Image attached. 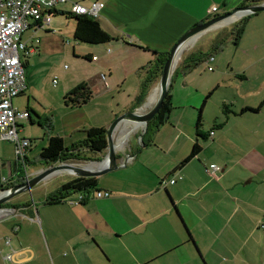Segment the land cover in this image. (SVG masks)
<instances>
[{"label": "crops", "instance_id": "0c3cea01", "mask_svg": "<svg viewBox=\"0 0 264 264\" xmlns=\"http://www.w3.org/2000/svg\"><path fill=\"white\" fill-rule=\"evenodd\" d=\"M94 1L103 4L97 19L103 30L115 38L110 43L71 42L69 37L73 38L75 29L71 3L57 6L48 26L36 31L30 28L22 34L33 52L20 55L26 88L12 104L30 114L21 122L19 136L32 141L27 154L31 173L43 168L39 154L51 136L62 138L64 147L71 149L85 138L86 130L107 131L121 114L151 108L158 86V80L153 81L152 52L159 53V49L147 42L149 37L166 40L171 47L193 26L230 11L231 4L239 7L243 0H223V8L216 6L214 13L210 12L215 5L211 2L204 12L192 13L188 8L194 0H70L84 6ZM170 11L175 15L171 20L165 15ZM260 27H264V13L244 18L242 32L235 40L231 36L232 42L240 46L246 31L256 34ZM227 28V23H220L183 50L170 80L171 109L167 120L149 133L148 129L142 133L135 127L124 145L123 132L130 128L129 124L115 131L118 168L94 177L96 190L109 192V198L98 199L93 192L85 203L72 206L65 199H75L77 194L70 192L59 203L48 204L47 199L62 185L78 178L58 173L33 188L29 200L20 201L27 196L24 193L6 202L8 207H1L11 211L1 218H6L9 225L4 224L0 234L5 242L1 244L5 256L0 255V264H33L38 253L47 264H264V142L255 131L241 128L235 132L229 126L231 118L237 121L262 113L264 97L254 105L233 106L236 114L244 107L260 110L230 115L222 128L209 134L202 151L180 165L195 142L194 122L200 101L205 97L203 109L215 91L231 88L238 94L244 92L245 82L252 80L242 65L238 69H211L207 86L194 81L197 65L186 60L199 54L206 55L203 61L212 59L208 47ZM208 33L211 35L207 42L196 46ZM35 39L39 40L37 44ZM252 46L248 50L257 51L260 45L253 41ZM80 58L88 66L80 63ZM65 60L75 62L66 68ZM257 64L250 62L249 67ZM80 83L88 84L92 98L79 107L65 105L64 96ZM250 94L262 93H246ZM214 120L219 122L220 115L210 126ZM230 134L235 140L230 141ZM241 136L250 142H243ZM5 147L0 143V189L8 183H21V166L15 160L14 147ZM104 155L105 152L85 153L86 159L81 162L89 161L90 168H99L98 163L87 159H101ZM209 164L218 166L212 176L205 173ZM178 176L182 179L166 188L159 187L161 180ZM2 178L7 179V184H2ZM23 226L28 227L38 252L21 246L18 233ZM10 232L18 245H11L14 242ZM10 254L12 259L6 260Z\"/></svg>", "mask_w": 264, "mask_h": 264}, {"label": "built area", "instance_id": "2783aa9c", "mask_svg": "<svg viewBox=\"0 0 264 264\" xmlns=\"http://www.w3.org/2000/svg\"><path fill=\"white\" fill-rule=\"evenodd\" d=\"M67 3H71V15H85L91 18H97L103 7V4L98 1L84 6L77 2H70V0H0V140L13 145L15 160L23 170L22 182L40 171L37 170L34 173L28 171L26 160L32 141L19 136L20 124L29 119L30 114L27 110H19L12 104V100L22 94L26 88L25 71L20 55L33 52V49H28L22 40V34L30 28L36 31L38 28L48 26L55 8ZM216 11L217 7L212 6L211 12ZM35 42L37 44L39 40L35 39ZM53 84H56V80ZM130 159L129 156L127 161ZM217 170L216 164H209L205 167V173L208 176L214 175ZM178 179L182 177L165 178L159 182V187L166 188L168 184L172 185ZM1 182L7 184V179L2 178ZM95 193L98 199L111 196L109 192L97 191ZM76 194L75 199L66 198L65 202L72 206L80 205L87 195L78 192ZM90 195L87 198H90ZM10 211L8 208L0 207V219ZM11 259L12 254L6 256V260Z\"/></svg>", "mask_w": 264, "mask_h": 264}, {"label": "trees", "instance_id": "16d2710c", "mask_svg": "<svg viewBox=\"0 0 264 264\" xmlns=\"http://www.w3.org/2000/svg\"><path fill=\"white\" fill-rule=\"evenodd\" d=\"M264 0H243L240 4V6H247V5H254L259 4ZM239 6V7H240ZM55 13L53 12V15ZM75 16V29L73 34V39L80 43L85 44H91V45H99V44H107L111 41H114L115 38L110 36L106 31L103 30V28L100 25V21L97 18H91L85 15H73ZM251 16V15H250ZM250 16L244 17L248 18ZM244 18L241 20L243 21ZM242 21L239 25L234 26L229 29L228 32L224 31L221 35L215 37L211 44L209 51L207 53H214L216 51H219L221 47L225 45L227 42V38L229 36L238 38L239 34L242 32ZM235 45V44H234ZM155 59L152 62L155 67V75L153 76V81H156L159 79L162 71L163 64L165 62V59L167 57V54L165 53H156L152 52ZM206 55H195L186 60L187 63H191L193 65H198L203 61V58ZM23 64V62H22ZM24 67V64H23ZM92 98V91L87 83H80L76 87H74L71 91H69L64 96V103L67 106L70 107H79L81 105L86 104L90 99ZM231 103H222L220 106V121L212 122L210 128L207 132L203 131L204 126V120L202 116V107L200 110L197 111V117H196V125H195V142L193 144L192 150L189 154V156L182 160L180 165H184L189 160H191L193 157L197 156L202 151V144L207 141L209 134L213 133L214 131L222 128L224 124L229 119L230 115H237L242 114L248 111L251 112H257L260 110V107L256 109L247 108L244 107L241 109L237 114L232 109ZM171 109L170 104V96L169 94L166 95L162 106L158 113L155 115V117L150 121L148 124V133L153 130V128H156L158 125H161L165 120H167L168 114ZM85 138L72 145L69 148L64 147L63 139L58 136H51L48 139L47 145L45 148H43L39 154V164L40 166H43V168H47L48 166H51L52 164H56L58 162H70L72 160L81 161L86 158H84L85 153H89L91 155H95L96 153H99L100 155L102 152H105L107 142H106V131L101 128H90L85 131ZM86 151V152H85ZM91 161H95L97 159H87ZM28 163V158L26 160ZM18 178L20 179L19 182H22L23 180V170L18 169ZM13 186L12 183H8L5 186H2L1 189H6ZM70 192H78L79 194L87 195L81 204L85 203L88 200V195L97 192L96 190V181L95 178H75L72 181L62 185L55 193L54 195H51L50 198H48L47 203L48 204H54L59 203V201L64 198L66 195H68ZM7 204H5L6 206ZM2 207V206H1ZM8 207V205L6 206Z\"/></svg>", "mask_w": 264, "mask_h": 264}, {"label": "rangeland", "instance_id": "374dc122", "mask_svg": "<svg viewBox=\"0 0 264 264\" xmlns=\"http://www.w3.org/2000/svg\"><path fill=\"white\" fill-rule=\"evenodd\" d=\"M222 1L223 0H194V5H191L188 8V10H190L192 13L193 12L202 13V12H204V9L206 8V6L208 5L209 2H211V4H215L214 6L221 7ZM233 1L234 0H230V3H232ZM231 5H233V6H232V8H230L231 9L230 11L237 8L238 4H236V5L231 4ZM222 8H223V6H222ZM171 10H173V9H171ZM230 11H228V12H230ZM210 12H211V10H210ZM225 13H227V12H225ZM261 13H264V11ZM165 15H166V18L169 20L175 18V15L172 13V11L166 12ZM167 19H166V23H170V22H167ZM241 19L242 18H240V19L236 18L235 20L228 22L227 23L228 28L225 29V31L228 32L229 29L231 30V28H233L234 26L239 25L242 21ZM66 29L68 32V28H66ZM69 31H70V29H69ZM258 31H260L259 32L260 35H259V33H256V34L252 33L251 34L249 31H246L243 34V39L241 41V45L237 46V47L232 42V37L229 36L227 42L225 43V46L222 47L221 51H216L215 53H213L212 59H209L208 61H202L195 68L193 75H192L194 78V81L198 82L199 84H203L204 86H207L208 82L210 81V76L212 75L211 69L215 70L217 66H218V68H221V69L226 68V67L228 68L230 66L235 67V69H238V66L243 65L247 70V72H246L247 75H249L252 78V80L250 82H248V83L245 82L246 84L244 83L245 84L244 88L247 89V90L244 89V92L241 91L237 94L231 88L220 89V90L215 91L213 93V95L209 99L206 100V103L202 109L203 110V117L205 119L203 128L205 130L208 129V126H210L209 124L211 123V121L220 115L219 106L222 104V102L227 101V103H231V104H233V106L235 108H238L240 105H244L245 103L254 105V104L258 103L260 101V99H262V97H264V58H262V56L264 55V27H260L258 29ZM208 34L209 35H204L205 37H203L195 45L199 46L201 43L202 44L206 43L207 40L209 39V36L211 35V33H208ZM69 39L71 40V42L74 43L72 36L69 37ZM147 40H148L147 41L148 43H151L152 45H156V47H158L159 50H157V52H159V53L168 54V52L172 48V46L169 47V44L166 40H164L165 41L164 42L161 39H151L150 37ZM253 41H254V43L260 45L259 49L257 51L248 50V49H251V46L253 45ZM107 46L109 48L113 47V45H107ZM209 48H210V45H209L208 49ZM180 60H181V57L179 58L178 62H180ZM74 62L75 61H73V60H71V61L65 60V62H63V64L66 65L65 66L66 68H71ZM79 62L85 66H88L85 63V61L81 58H80ZM250 62H259V64H257V67L251 68V67H249ZM237 80L240 81L239 79H237ZM211 82H212V80H211ZM256 89L258 90V92L262 93L260 96L251 95V94L249 96L246 95V93H248V92L257 91ZM244 95H246V96H244ZM204 99H205V97H204ZM203 100L200 101L198 107L196 108L197 110H200L201 105L203 103ZM263 107H264V104H263ZM235 108H233V109H235ZM230 122L231 123L229 124V126L232 128V131L235 130V132H239L236 129L239 130L241 128H246L248 130L255 131L256 133H258L262 142H264V108H263V112L258 114L255 117H246L243 120H237V121H236V119L231 118ZM195 125H196V118H195V122H194V127H195ZM141 130L142 129L140 128V131ZM241 138H242L243 142H250L247 137L241 136ZM229 139H230V141L235 140V138L232 136V134H230ZM125 140H126V138L124 140H122L123 145L126 143ZM230 141H229V143H230ZM0 143L6 145L7 147H5V148H8V147L10 148V146L12 147V145L9 142L0 140ZM0 150H2V149L0 148ZM73 163L79 164V165H86V164H89L90 162L89 161H86V162L75 161ZM31 195L32 194L27 193V196L20 201L29 200V197ZM5 220H6V218L0 219V234L3 231L2 227L4 226V224L9 225V223L5 222ZM8 235L11 236V238L13 239V242H14L11 245H13V244L18 245V241L14 238V235L11 232ZM18 239L20 240L22 247L29 246L31 249H34L38 252V250L35 248V246L33 244L32 239L30 238V234L28 233V227H25V226L22 227L21 231L18 233ZM4 243L5 242L3 240V237H1L0 238V252L2 254H0V255H2V256H5V251L1 250L2 249L1 244L4 245ZM34 263L35 264H47V262L45 261V258L42 255H39V253L37 254V260Z\"/></svg>", "mask_w": 264, "mask_h": 264}, {"label": "water", "instance_id": "95a60500", "mask_svg": "<svg viewBox=\"0 0 264 264\" xmlns=\"http://www.w3.org/2000/svg\"><path fill=\"white\" fill-rule=\"evenodd\" d=\"M263 11L264 1L259 4L240 6L230 12L214 16L211 19L197 24L187 30L176 41V43L172 46V48L167 54V57L162 67L161 75L158 79L157 96L151 108L144 112L140 111V108H137L134 111L125 112L120 116L116 117L111 122L110 126L106 131L107 146L105 150V155L101 159H97L93 162L91 161L92 163H98L100 165L99 168L92 169L88 167L90 163L86 165H79L68 162H58L56 164H52L47 168H42L37 174L33 175L28 180L13 185L9 188L0 190V207L15 196L24 193L30 194L33 188L58 173H67L80 178H94L104 175L110 171L116 170L118 168V164L116 162L117 146L114 140L115 131L121 125L129 124L130 128L125 129L123 132L124 139L129 136V134L135 129V127L141 128L142 133L146 132L148 124L158 113L166 95L168 94L172 72L174 70L175 65L178 63V60L185 47L191 42H193V40L196 39L202 33H205L206 31L216 27L220 23L227 22L230 18L235 17L237 14H239L237 18H244Z\"/></svg>", "mask_w": 264, "mask_h": 264}, {"label": "bare ground", "instance_id": "6f19581e", "mask_svg": "<svg viewBox=\"0 0 264 264\" xmlns=\"http://www.w3.org/2000/svg\"><path fill=\"white\" fill-rule=\"evenodd\" d=\"M239 16V14H237L235 17H232V18H230L228 21L229 22H231V21H233V20H235L237 17ZM240 19V18H239ZM228 21L227 22H225V23H228ZM194 41V40H193ZM156 88V87H155ZM157 92H158V87L155 89V92H154V94H157ZM154 96V95H153ZM152 96V98H151V101L153 100V97ZM147 102V101H146ZM150 102V101H149ZM146 105V104H145ZM151 105V104H150ZM144 107V106H143ZM148 108V107H147ZM127 125V124H126ZM124 130V129H123ZM116 136H118V135H116ZM124 140V139H123ZM120 141V140H119ZM126 141V140H125ZM125 143V142H124ZM117 145V144H116ZM122 145V144H121ZM119 148V147H118ZM75 164V163H74ZM91 164H89L88 165V167L90 166ZM92 167V166H91ZM92 169H94V168H92Z\"/></svg>", "mask_w": 264, "mask_h": 264}]
</instances>
